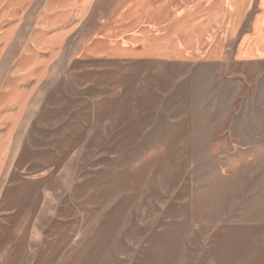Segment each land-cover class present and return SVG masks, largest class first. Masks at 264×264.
Segmentation results:
<instances>
[{
    "label": "rangeland",
    "instance_id": "1",
    "mask_svg": "<svg viewBox=\"0 0 264 264\" xmlns=\"http://www.w3.org/2000/svg\"><path fill=\"white\" fill-rule=\"evenodd\" d=\"M234 4L158 0L169 32L128 18L125 54L67 48L22 91L0 264H264V55L238 52L264 2Z\"/></svg>",
    "mask_w": 264,
    "mask_h": 264
},
{
    "label": "crops",
    "instance_id": "2",
    "mask_svg": "<svg viewBox=\"0 0 264 264\" xmlns=\"http://www.w3.org/2000/svg\"><path fill=\"white\" fill-rule=\"evenodd\" d=\"M234 1L224 0L233 9L231 15L239 14ZM157 3L158 0H0V125L13 117L16 105L24 99L22 91L43 80L51 62L67 48L79 57L125 54L129 45L128 18L135 19L136 29L145 17L152 37L157 26L169 32L173 20L160 15ZM257 17L254 30L247 31L238 48V52L244 49L246 56L264 55V9ZM135 38L141 39L137 34ZM138 45L135 48L139 49ZM246 47L249 51H245Z\"/></svg>",
    "mask_w": 264,
    "mask_h": 264
}]
</instances>
